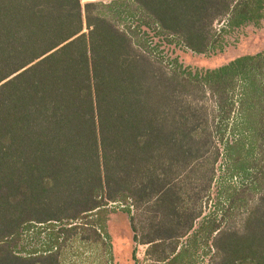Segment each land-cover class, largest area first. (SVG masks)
Returning <instances> with one entry per match:
<instances>
[{
  "label": "trees",
  "instance_id": "obj_1",
  "mask_svg": "<svg viewBox=\"0 0 264 264\" xmlns=\"http://www.w3.org/2000/svg\"><path fill=\"white\" fill-rule=\"evenodd\" d=\"M263 19L264 0H0V264H113L116 202L172 264L250 100L264 189V52L192 71L140 35L208 54ZM208 223L212 264H264V194L240 231Z\"/></svg>",
  "mask_w": 264,
  "mask_h": 264
},
{
  "label": "rangeland",
  "instance_id": "obj_2",
  "mask_svg": "<svg viewBox=\"0 0 264 264\" xmlns=\"http://www.w3.org/2000/svg\"><path fill=\"white\" fill-rule=\"evenodd\" d=\"M110 1L81 0L82 4ZM144 33L151 38V45L162 51L168 60H176L183 68L192 71L216 69L239 57L264 52V19L258 25L249 23L227 30L223 49L208 54H196L176 42L163 43L161 37L142 27L140 35ZM146 35H143L144 39ZM253 101L250 100L251 105H247L242 118L237 104L231 114V124L240 121L237 132L246 131V134L229 151L227 144L232 143L230 136L226 134L219 144L222 154L215 166L211 188L203 201V215L194 223L192 230L178 241L179 255L172 264H212L213 234L208 222L216 220L221 228L240 231L252 201L264 194L261 182L260 186H247L258 176L262 156L261 139L255 134L262 126L259 116L263 109L259 103L253 105ZM128 206L118 202L107 206V231L112 245L113 264H168L172 257L165 262H157L154 255H158L161 249L150 255V246L140 243V235L144 232L138 223V212ZM131 214L137 223L136 233L131 226ZM134 236H137L136 239Z\"/></svg>",
  "mask_w": 264,
  "mask_h": 264
}]
</instances>
